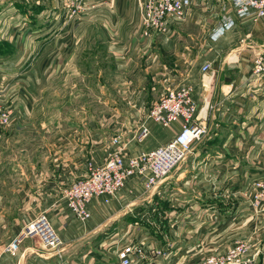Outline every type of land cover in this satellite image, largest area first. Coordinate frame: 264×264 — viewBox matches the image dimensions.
<instances>
[{"label":"crops","instance_id":"0c3cea01","mask_svg":"<svg viewBox=\"0 0 264 264\" xmlns=\"http://www.w3.org/2000/svg\"><path fill=\"white\" fill-rule=\"evenodd\" d=\"M57 1L7 0L2 10L9 24L6 21L1 29L11 35L18 30L16 45L21 49L27 32L37 34L30 46L38 49L35 55L16 58L22 67L30 64L32 73L6 70L0 75L17 81L11 92L8 88L1 93L14 111L8 127L23 128L39 73L51 71L58 50L71 54L80 41L90 42L95 24L112 51L116 79L121 76L122 81L115 85V117L104 122L112 126V135H121L127 155L153 150L173 135L169 127L148 117L166 88L192 89L197 118L207 124L208 132L152 201L145 194V178L136 175L117 196L94 200L91 216L81 221L60 190L84 176L90 162L103 165L116 149L106 130L82 119V133L74 126L70 137L56 144L63 162L55 153L53 165L62 163L61 169L31 170L32 177L26 176L14 189L17 203L0 192V264H120L118 253L124 244L143 239L146 256L141 264H201L210 254L225 253L236 240H248L261 249L256 264H264V213L256 216L250 200L240 193L246 180L264 170V91L247 82L254 56L264 54V20H239L212 39V32L232 14L230 0H193L185 20L171 19L164 31L149 35L143 34L140 0H97L94 9L82 11L65 26L54 20L52 26L50 17H34L53 15ZM26 17L32 19L22 28ZM56 25L59 37L43 34ZM206 63L211 68L203 71ZM124 103L128 115L123 113ZM143 122L150 133L138 141L135 132ZM43 212L64 241L58 253L36 237L25 238L17 253L6 252ZM160 248L166 249V257L156 254Z\"/></svg>","mask_w":264,"mask_h":264},{"label":"built area","instance_id":"2783aa9c","mask_svg":"<svg viewBox=\"0 0 264 264\" xmlns=\"http://www.w3.org/2000/svg\"><path fill=\"white\" fill-rule=\"evenodd\" d=\"M61 1L66 14L70 15V21L82 11H90L97 5V0H60V5ZM230 1L232 14L212 32V39L214 35L217 38L224 34L239 20H264V0H240L239 3L238 0ZM192 3L193 0H140L143 34L164 31L171 19L185 20ZM210 68L211 64L206 63L202 70L208 71ZM247 82L252 89L264 91V54L254 56L251 76ZM11 114V108L6 106L0 93V126L10 121ZM148 117L172 130L170 140L153 150L127 155L126 144L122 142L121 136H115L112 142L116 149L105 163L96 165L90 162L88 172L84 176L66 184L62 189L63 200L76 218L87 220L91 216L89 207L94 200L106 195L117 196L127 188L129 179L136 175L145 178V194L149 201H152L162 185L168 184L176 170L189 157L194 144L201 141L208 132L207 124L197 118V103L193 98L192 89L188 86L166 88L160 100L148 110ZM149 133V127L143 122L135 133V138L143 141ZM240 193L250 200L255 213L263 212L264 170L246 180ZM124 236L127 237L126 234ZM32 237L39 238L43 246L54 253H58L64 243L51 226L47 213L43 212L36 220L27 224L20 236L10 242L6 252L17 253L23 240ZM141 241L124 244L118 253L120 264H141V259L146 256V239ZM261 252V249L255 248L248 240H236L225 253L210 254L201 264H256ZM156 254L166 257L167 251L160 248Z\"/></svg>","mask_w":264,"mask_h":264},{"label":"rangeland","instance_id":"374dc122","mask_svg":"<svg viewBox=\"0 0 264 264\" xmlns=\"http://www.w3.org/2000/svg\"><path fill=\"white\" fill-rule=\"evenodd\" d=\"M6 1L0 0V26L4 25L6 21L8 22V18L2 13V10L8 6L9 2ZM62 2L60 5V0L57 1L51 16L45 12L33 15L37 20L50 17L47 19L50 20L49 24L52 26H55L54 21L59 26L60 24L65 26L70 23V15L66 14ZM12 10L14 11V9ZM31 19L29 17L23 19V25L17 21L18 27L20 24L22 28H25V22H29ZM57 28L56 25V29L53 27L48 33L43 34L50 36L49 38L59 37ZM90 28V32H96L94 36H89L92 38L90 42L86 44L84 40L80 41L71 50V54L67 51L64 52V49L58 50L59 57L51 71L43 75L39 73L40 79L34 88L35 99L31 100L30 113L23 128L16 131L12 127H8L11 124V119L5 125L0 126V192L10 202L17 203L18 199L14 189L20 187V183L26 176L32 177L31 170L35 167L61 169L62 163L60 167L53 165L55 153L57 154L56 159L59 160L60 157L63 162V155L57 152L60 148L55 151L56 144L59 146L60 140L70 137V129L74 126V129L78 128L77 130L81 132L82 127L79 122L82 119H91L98 128L106 130L110 143L115 138L112 135L114 133L111 129L112 126L105 123L104 120H112L115 117L114 104L119 101L115 100V85L117 82H122L121 76L118 80L116 79L112 51L106 45L108 43H105V38L98 29V25L93 24ZM7 33L5 27L2 29L0 27V75L6 70L32 73L29 68L30 64L26 63L25 67H22L24 63H19L16 58L18 55H20L19 57L22 55L29 57L36 54L38 49L36 46L30 45L37 34L33 32L28 34L27 32L21 49L16 45V40L19 37L18 30L14 31L12 35L9 31L11 37ZM51 33H53L52 36L48 35ZM87 39L89 40V38ZM15 63L19 65L16 67ZM10 64L13 66H9ZM3 77H0V93L6 92L8 88L11 92L12 85L17 82L16 79ZM9 100L11 101V99ZM6 106L11 108L10 105ZM123 108V113L128 115L129 111H125L128 110L125 103ZM11 111L12 118L13 108ZM138 129L139 127L136 132ZM55 164L57 163L55 162ZM177 171L173 176L177 175ZM64 186L66 184L62 186L61 194ZM263 213L264 211H256L255 215Z\"/></svg>","mask_w":264,"mask_h":264},{"label":"clouds","instance_id":"9594fccd","mask_svg":"<svg viewBox=\"0 0 264 264\" xmlns=\"http://www.w3.org/2000/svg\"><path fill=\"white\" fill-rule=\"evenodd\" d=\"M239 2H240V0H238V3H239ZM213 39H216V36H215V35L213 36Z\"/></svg>","mask_w":264,"mask_h":264}]
</instances>
